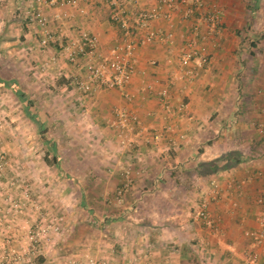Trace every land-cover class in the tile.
Returning <instances> with one entry per match:
<instances>
[{"label":"crops","instance_id":"obj_1","mask_svg":"<svg viewBox=\"0 0 264 264\" xmlns=\"http://www.w3.org/2000/svg\"><path fill=\"white\" fill-rule=\"evenodd\" d=\"M62 1L0 0V67L12 62L16 69L9 80L0 75V88L23 99L24 76L34 93L48 83V92L61 94L59 100L18 105L22 110L11 120L17 129L14 145L11 152H0L8 159L6 179L0 181V264H247L253 251L264 260V249L245 235L258 227L255 199L264 187V178L251 176L264 170V137L255 128L264 121V0H209L220 7L222 31L199 42L211 61L192 77H177L181 49L193 37L190 21L173 10L167 19L152 20L147 30L172 31L174 40L138 46L127 86L131 99L115 88L90 95L76 88L74 82L86 76L87 58L73 64L58 55L59 45L85 31L97 37V57L107 58L123 37L108 19L112 8L105 0ZM119 2L129 14L151 9L156 0ZM36 9L54 35L46 47L40 46L41 30L31 19ZM134 20L131 16L130 25L139 40L147 30L137 29ZM205 30L202 25L200 33ZM20 59L29 66H16ZM43 64L45 78L36 70ZM164 85L174 104L187 103V117H165L154 94ZM121 108L149 129L137 136L135 147H122L114 134V112ZM22 121L32 131L21 129ZM1 126L0 150H5ZM57 134L75 144V152L66 153L72 158L67 167L60 165ZM86 135L95 142L87 169L78 165L88 157L81 145ZM155 135L159 138L153 140ZM25 140L27 150L22 149ZM228 155L238 161L227 167L226 160L217 162ZM213 161L214 170L201 166ZM125 171L132 182L117 202L113 194ZM212 180L219 189L210 204L216 233L196 215ZM27 187L31 198L24 199ZM4 189L13 196L8 199ZM10 201L21 209L11 211ZM53 221L59 222L57 230L49 227ZM42 228L45 234L35 236Z\"/></svg>","mask_w":264,"mask_h":264},{"label":"built area","instance_id":"obj_2","mask_svg":"<svg viewBox=\"0 0 264 264\" xmlns=\"http://www.w3.org/2000/svg\"><path fill=\"white\" fill-rule=\"evenodd\" d=\"M49 2L63 3L62 0H47ZM110 6L111 11L108 15L110 22L116 24L122 33V42L117 45L109 57L104 58L96 55L98 40L96 35L88 32H80L75 38L67 40L59 45L58 55L65 58L73 64H79L80 58H87L84 69L86 76L75 82L78 90L86 95L92 94L97 89L115 88L119 90L121 95L126 99H131V95L127 91V86L135 73L134 53L140 44H148L153 40H165L173 42L174 34L172 31L160 32L147 30L150 22L154 19H167L169 10L176 11L182 20L190 21V30L193 37L183 46L178 57V64L182 73L177 75L178 78L184 76L192 77L194 70L202 68L209 64L211 55L206 51L205 46L199 42H206L209 38L220 34L221 27V10L217 3L209 0H156L155 5L149 10L130 12L126 14L124 6L119 0H105ZM123 2H135L136 0H122ZM71 4L76 0H69ZM84 12V10H82ZM131 16L134 17L137 29L147 30L141 39H136V32L130 25ZM31 19L37 24L41 30L39 44L46 47L53 40L54 35L48 28V19L40 9L32 11ZM205 25L206 30L201 34V26ZM198 40V41H197ZM54 58H52L53 60ZM152 65L156 62L152 61ZM154 94L160 101V105L165 112L166 118L181 119L187 117L188 105L185 102L174 104L169 96V87L164 85L154 90ZM114 120L112 128L119 144L124 148L137 146V136L147 132L148 127L143 124L141 119L131 111L124 108L114 112ZM257 132L264 137V121L255 123ZM168 129L171 130L170 126ZM155 135L152 139L156 140ZM179 138H183L182 134H178ZM3 156L0 155V171L3 170ZM252 177L264 178V170L256 169L251 173ZM132 178L128 171L123 173L122 181L116 188L113 198L119 202L129 189ZM219 189L215 180L210 182V188L200 199L196 211L197 218L202 225L209 228L213 232L218 231V225L210 212V204L218 199ZM27 196V194H26ZM256 204L260 207V211L256 216L258 227L248 230L245 235L249 238L250 243L255 248L264 249V187L255 199ZM14 210L19 211L21 207L15 203ZM51 227V224L50 226ZM54 227V226H53ZM45 234V228L41 229L38 234ZM33 238V234H31ZM6 256H2L5 258ZM17 260V257L14 258ZM93 264V263H91ZM247 264H264V260L260 258L258 251H253Z\"/></svg>","mask_w":264,"mask_h":264},{"label":"rangeland","instance_id":"obj_3","mask_svg":"<svg viewBox=\"0 0 264 264\" xmlns=\"http://www.w3.org/2000/svg\"><path fill=\"white\" fill-rule=\"evenodd\" d=\"M21 60L22 59H20V61H18V62L15 60V65L17 66V63H19L20 64L19 67L22 69L29 66L27 61H21ZM34 64L35 63H32L30 66H32V65L34 66ZM36 64L39 65V62H37ZM4 65H6L8 68L5 67L4 69H2L0 67V69H1L0 75L4 79L9 80V79H11V75H15L16 69L14 67H12V62H8V63L6 62V63H4ZM43 66H45V65L43 64V65L37 67V69H36L41 74L47 72L46 68ZM2 70H3V72H2ZM29 70H35V69L31 68V69H28V71ZM25 71L27 72V70H25ZM20 78L21 79H20L19 87H20L22 93L25 95V97L23 99L17 97L9 88H3V87L0 88V123L1 122L3 123V125L1 126V124H0V126L2 128L1 130L3 131V137L5 138V145H4L5 150H0V152H11L12 147L14 145L13 144V137H15V133L17 132V129H13L12 125H13L14 121H11V120L14 118V115L15 116L17 115V113L19 112V109H20V111L22 110V108H20L18 105L22 106L21 105L22 103H24L26 101L30 102L32 100H37V101H42V102H50V101H52L51 97H53L54 100H59L61 97V94L58 92H48V88H47L48 83L47 84H41L42 88L37 93H34L35 91H32L31 88L28 87L26 85V83H24L25 77L20 76ZM42 78H45V74H43ZM75 82H74V84H75ZM56 86H57V84H56ZM46 88H47V91H46ZM35 96L37 98H35ZM73 97H71V98H73ZM21 129H26L27 132H29V131H32V126L29 125V123L22 121ZM28 136L29 135H27L26 137H28ZM48 136H50V135H48ZM29 138L31 139V141H33L34 140V134L33 135L31 134V137H29ZM55 138H56L55 139L56 140V147L58 148L59 152H61L59 154V156L62 155V157H60V165L62 167H67L68 164L71 165L72 158L70 156H68L66 153L67 152H75L74 151L75 150V144L66 138L64 139V137L58 136V134L55 135ZM94 143L95 142L91 140V136H89V138L87 139V135H86V141L81 142V145L83 146V144H84L85 149L82 152H85L88 155V157L84 158L83 163L77 161L78 165L81 164L82 167L85 166V168L87 166L90 167L93 165L94 157L92 154V152H93L92 149H93ZM26 145H28L27 140H25L24 144L22 145L23 150H27ZM0 146H2V145H0ZM38 147H39L38 151L43 152L44 147L40 143H39ZM0 155L3 156V161H4V166H5V164H7V162H8L7 156L4 155V153H0ZM63 155H65V156H63ZM0 178H3L0 181H3V180L5 181V179H6V174L3 170L0 171ZM25 184H27V183H24V186L26 187ZM2 191L5 192L4 194L6 195V197L7 196H10V197L13 196V195H11V190H8L6 192L4 189ZM30 192H31V189L29 187H27L25 189L22 188L23 198L24 199L31 198ZM4 194L2 193L3 196H5ZM26 194H27V196H26ZM7 198L9 199V197H7ZM11 199H13V198H11ZM13 203L10 201L9 208L11 209V211L15 208ZM58 223H59L58 221H53L51 223V227H50L51 230H57ZM44 237H46V235H44ZM47 240H48V238H47Z\"/></svg>","mask_w":264,"mask_h":264},{"label":"trees","instance_id":"obj_4","mask_svg":"<svg viewBox=\"0 0 264 264\" xmlns=\"http://www.w3.org/2000/svg\"><path fill=\"white\" fill-rule=\"evenodd\" d=\"M227 158V159H226ZM223 160H226L228 163L224 164L223 167H227L228 164H230L229 162H233V163H236L238 161V159L234 156H224V157H221L219 160H217V162H221ZM230 160V161H229ZM54 161L57 162V158L54 157ZM201 166H206L207 167V170H211V169H216V161H213V162H203L201 163Z\"/></svg>","mask_w":264,"mask_h":264}]
</instances>
